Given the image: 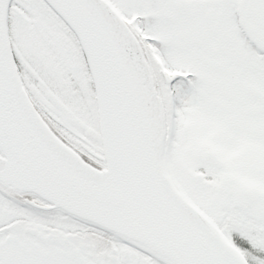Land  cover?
Here are the masks:
<instances>
[{
    "label": "snow or ice",
    "instance_id": "obj_1",
    "mask_svg": "<svg viewBox=\"0 0 264 264\" xmlns=\"http://www.w3.org/2000/svg\"><path fill=\"white\" fill-rule=\"evenodd\" d=\"M0 264H264V0H0Z\"/></svg>",
    "mask_w": 264,
    "mask_h": 264
}]
</instances>
